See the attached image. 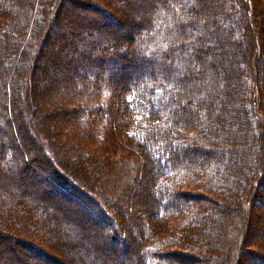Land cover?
<instances>
[{
	"label": "trees",
	"instance_id": "1",
	"mask_svg": "<svg viewBox=\"0 0 264 264\" xmlns=\"http://www.w3.org/2000/svg\"><path fill=\"white\" fill-rule=\"evenodd\" d=\"M63 2L0 0V264L19 261L15 254L2 257L10 242L16 253L20 248L28 252L30 263L23 264L264 261V236L245 242L247 224L259 219L251 217V209L264 204V123H259L260 134L252 119L242 132L226 134L223 106L211 107L214 100L218 104L229 97L228 85L242 83L241 75L248 73L254 91L249 98L264 108L263 63L246 67L237 50L227 67L214 61L231 54L220 50L230 37L232 42L247 39L253 48L254 28L264 24V0H215L211 18L205 0ZM86 3L91 13L82 11ZM127 4L133 8L125 12ZM47 32L54 40H48L44 53L40 50L39 85L29 83L38 109L31 119L46 135L41 144L28 138L30 129L18 112L12 128L8 112L10 95L19 96L23 63L38 54ZM4 47L15 53L3 57ZM68 48L84 56L71 54L68 66L58 65L53 53L66 55ZM132 62L152 69L127 82L125 69ZM51 67L68 77L76 72L71 86L53 83L47 89ZM213 75L218 82L212 87ZM196 98L200 108L192 110ZM179 99H185V107L175 106ZM247 100L239 93L232 103L244 118L253 113L246 109ZM53 104L56 109L45 107ZM51 115V123L43 120ZM197 116L203 124L196 123ZM254 136L259 143L251 142ZM30 162L37 169L32 176L47 180L60 195L75 197L105 222L96 231L106 241L118 240L111 255L83 245L87 232L83 224L75 228L67 222L71 214L53 216L47 208L54 203L38 197L34 188L14 186L12 168L24 169ZM218 233L226 236L218 239Z\"/></svg>",
	"mask_w": 264,
	"mask_h": 264
},
{
	"label": "rangeland",
	"instance_id": "2",
	"mask_svg": "<svg viewBox=\"0 0 264 264\" xmlns=\"http://www.w3.org/2000/svg\"><path fill=\"white\" fill-rule=\"evenodd\" d=\"M205 1L207 2V6L210 9V12L205 11V14L207 15L208 18H211L210 15H211V13H213V11L215 10V6H216L215 0H205ZM261 2H262V0H261ZM63 3L64 4H70L69 0H64ZM129 6L131 7L130 9H129ZM81 7H82L83 12H85L87 14L91 13V9H89V7H90L89 4L86 3L85 5H82ZM132 8H133V5L127 4L125 7H123V11L128 12ZM79 9H81V8H79ZM59 11H60V13H62L63 10H59ZM58 15H60V14H58ZM233 22L237 23V17L234 18ZM111 24H108V26L109 25L111 26ZM54 27H52L53 28V30H51L52 32L55 30ZM67 28H68V26H67ZM254 29H255V32L252 33V36L254 34V36H253V41H254L253 48H251V49L249 48V42L247 41V39H243V40L240 39L239 42H232V38L230 37V39H229V37H228L227 39H229V42L224 43L221 46L220 50H227V52L231 53V54L233 53L234 50H237V52L243 53L244 58H243V56H240V57H237V59H238V61L240 60V62L242 61L243 64L245 63L244 65H246V67H247V64L253 65L254 61H255L254 65H257V62L260 64L263 63V65H264V24H260V25L257 24V26H255ZM112 30H116V27H113ZM52 32H50V33L47 32L46 35L44 36V38L41 39L40 44L38 43V45L41 46L40 49H38V54H37L38 58L36 55L32 59L28 58V60L23 63L22 70L20 71V75H19L21 82H22V84L19 85V89H18L19 90V92H18L19 96L17 98H15L13 96V94L10 95V111L8 112L9 117H10L9 121H10L12 128H14L13 125L17 124L16 112H18L20 115V119L24 122L23 124L26 125L25 127L28 130L30 129L28 138L31 141L41 143V144H45L44 138L46 135H45L44 128H42L39 125V123H37L34 120V118L31 119V116L33 117L37 114L38 109H37V107L35 105V101H34V98L36 99V95H33V93H30V89H32L31 86L33 84H34V86L39 85V80L41 79V75L38 74L36 67L39 64L42 65L44 62L43 58L39 57V54H41L42 52L43 53L45 52V51H42L44 48H45V50L48 48V46H49L48 40H54V38H51V37L48 38L49 35L52 36ZM73 39H77V38L74 37ZM65 40H67V38ZM3 49H4V51H1L3 57L8 58L9 55L12 56L15 53V50L12 48L7 49L6 47H4ZM68 49H69L68 54H66V55H64V53L62 54V52L53 53L54 60L58 63V65L68 66L69 62L66 61L65 59L70 58L71 54L76 55L77 57L84 56V51H82V50H76V51L74 50L73 51V50H71V48H68ZM213 52L214 53H213L212 59H214V56H216L218 54L217 49H215ZM43 53H42V55H43ZM208 53L209 52L207 51L206 55H208ZM231 54L230 55L227 54L226 58L221 57L220 59H218V58L214 59V61L217 60V63H219V65H223V66L226 65V67H227V63L229 61H231L232 59H234V54H232L233 57ZM246 55L247 56L249 55L251 58H246ZM0 56H1V54H0ZM150 69H152L150 66L148 68V66L147 67L143 66V65L141 66V65L136 64L135 62H132V65L129 64L125 69V70H128L127 75L125 74V76H126L125 78H126L127 82H131L135 78V76L137 75L138 72L143 71V74H147V72ZM49 73L50 74H48V77H46L48 79L47 80L48 86H46L47 89H49L48 87H52L53 85H51V84H53V83H56V85H59V86L60 85L71 86L70 84L73 83L72 80H75L74 76L77 74L76 72H74V74L72 76L70 75L68 77V76L60 74L59 71L53 67H51V69H49ZM80 76H84V73L82 72L80 74ZM213 76H212V82L210 81L212 84V87H213V85H216L218 82L216 80L217 79L216 76H214V77ZM243 76H244V73L241 75V78L243 81L242 83L237 81L232 85H228V87L226 89L228 90V92H230L229 97L224 98V99H220L218 104L214 103L216 100H214V102H212L211 107L213 108V110H216L217 106H219V105L223 106L221 111H223L222 113L224 115V118H223L224 120L221 124H222L223 128L227 129V132H226V130H224L226 134L230 133V135H232L234 133L242 132V129H243L242 126H244V127L251 126V119L254 120L253 121L254 122L253 129L256 130L260 134L259 123L262 121L264 123V108L262 110H259L257 108V105L255 104L256 100L251 99L252 93H254V91H253V87H251V85L248 83V80H247V78L249 77V74L247 73L244 76V79H243ZM250 78H251V74H250ZM30 82L32 85H29ZM191 87H192V85L191 86L189 85L187 88L191 89ZM200 87L201 88L203 87L206 90V85H200ZM184 88H186V87H184ZM201 88H198V90H200ZM260 90H261V95H262L261 97H263V99H264V85H262L260 87ZM239 93H243L249 99L246 102V109L248 110V112H249V110L253 111V113L250 114L249 117H247V116L245 118L242 117V115H240V111H239V109H241V108H238L237 106H235V104L234 105L232 104L233 102H236V99L239 98ZM249 97H251V98H249ZM183 101L184 102H181V99H179L175 106L180 105V106L185 107V99ZM248 104H250V105L248 106ZM56 106H58V105H54V104L53 105H45V107H47L49 109H56L57 108ZM243 107H245V105H243ZM199 108H200V100H198L197 98L195 100H192L191 101V109L192 110H196V109L199 110ZM32 112H33V115H32ZM233 112H236V113H233ZM217 113H218L217 111H214V114H217ZM236 118H238L239 122L236 121ZM43 120L45 122L51 123L54 120V116L53 115L45 116L43 118ZM197 121L199 123L203 122L199 116H197L196 123H197ZM204 123H207V122L204 121ZM202 124H200V125H202ZM215 126L217 128L218 124H216ZM16 130H18V129H16ZM19 138H20V136H16L15 140L17 142V145L19 144L18 146L21 147V140ZM245 139H247L246 135H245ZM255 139L257 140L258 143L261 140L258 137L254 136L252 138L253 141H251V142L256 143ZM24 146H22L23 147L22 150L25 149L26 146L25 147ZM26 154L29 156L30 153L26 152ZM54 160H55V158H54ZM72 163H73L72 166H74L76 169L78 167H80V164L76 163L75 161H72ZM35 172H37V169L32 165V162L26 164L24 169L19 168V166L17 168H12V173L14 175V180H13L14 186H16L18 188L24 187V188H27L28 190L34 188L33 191L35 194H37L38 197L41 196V197L45 198L47 201H49L50 203H54V206L51 205L50 208H47L48 211L53 216H56L57 214H60V213H66V215L71 214L69 219L66 218L68 220V221L67 220L66 221L73 223L75 228L78 227L79 224H83V228H82L83 233L87 232V235L83 236V239H86V240L88 239V241H86L83 245H85V244L86 245H90V244L92 245L93 244L94 248H92L91 246L90 247L92 249H94L95 251L101 250V251L108 253V255H111L110 253L113 252L114 247L119 246L118 240L113 239L110 241H106V240L98 237V235H97L98 232L96 231L97 228H104L105 222L99 221L96 218V216L94 215V213L90 209H88L85 205H83L82 202L78 201V199H76L75 197L74 198H72V197L68 198V197H65L64 195H60L52 185L50 186L46 182L47 181L46 179H45L46 181H44L39 177L37 178L35 176H32V175H34ZM46 186H48V188H46ZM40 188H42V189H40ZM256 189L258 190V193L262 194V190H261L262 188L261 187L256 186ZM138 191L141 192L140 190L137 189L136 192H138ZM156 198L157 197H155L154 201H157ZM254 216H256L259 219L256 221H254V219L250 220L249 224H247V226H246V229L248 230L249 235H248L245 242H248V243H250L252 240H256V239L258 241H261V239L264 236V231H261V226H260V223L264 224V204H262L260 206L257 205L256 208L251 209V217L254 218ZM222 235H224V234H222ZM222 235L218 233L217 238L220 239L222 237ZM224 236H226V235H224ZM10 241H12V240L10 239ZM92 241H94V242H92ZM71 243H72V241H71ZM9 244L11 246V249L4 250L2 257H6V260H8L9 257H11V255L13 256L15 254V257L17 256L18 260H19V261H17L18 264H23L22 263L23 260H24L23 261L24 263H25V261L30 263L29 259L25 258V256H27L25 253H28L25 249L19 247L20 249L16 253V251H14V249H12L13 243L10 242ZM72 244L78 245V241H76L75 243H72ZM79 244H80V242H79ZM15 246H17V245H15ZM232 247L233 246H231V249H232ZM261 247L263 248V246H261ZM262 248H261V250H262V252H264L263 251L264 249H262ZM30 259L36 260V258H34L33 256ZM108 261L110 262V260H108ZM63 262H65V264H66L65 260ZM13 263H15V262L13 261ZM124 263H125L124 261H118V262L116 261L115 262V264H124ZM259 263L264 264V261H261ZM245 264H252V263H250V261H248Z\"/></svg>",
	"mask_w": 264,
	"mask_h": 264
}]
</instances>
